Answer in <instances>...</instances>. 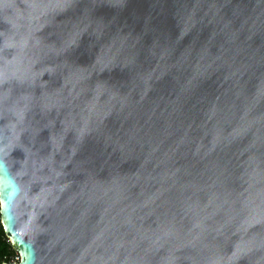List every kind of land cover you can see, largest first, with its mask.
Here are the masks:
<instances>
[{
    "label": "water",
    "instance_id": "95a60500",
    "mask_svg": "<svg viewBox=\"0 0 264 264\" xmlns=\"http://www.w3.org/2000/svg\"><path fill=\"white\" fill-rule=\"evenodd\" d=\"M0 160L22 264H264V0H0Z\"/></svg>",
    "mask_w": 264,
    "mask_h": 264
},
{
    "label": "clouds",
    "instance_id": "9594fccd",
    "mask_svg": "<svg viewBox=\"0 0 264 264\" xmlns=\"http://www.w3.org/2000/svg\"><path fill=\"white\" fill-rule=\"evenodd\" d=\"M20 191L17 177L11 174L6 161L0 160V193L7 199H14Z\"/></svg>",
    "mask_w": 264,
    "mask_h": 264
},
{
    "label": "built area",
    "instance_id": "2783aa9c",
    "mask_svg": "<svg viewBox=\"0 0 264 264\" xmlns=\"http://www.w3.org/2000/svg\"><path fill=\"white\" fill-rule=\"evenodd\" d=\"M1 209H2V203L0 201V216H1ZM7 243L11 246L12 252L7 258L3 259L0 262V264H22L23 262L22 255L14 248L12 241L8 237H7Z\"/></svg>",
    "mask_w": 264,
    "mask_h": 264
},
{
    "label": "trees",
    "instance_id": "16d2710c",
    "mask_svg": "<svg viewBox=\"0 0 264 264\" xmlns=\"http://www.w3.org/2000/svg\"><path fill=\"white\" fill-rule=\"evenodd\" d=\"M12 252L11 246L7 243V236L1 223L0 216V262L7 258Z\"/></svg>",
    "mask_w": 264,
    "mask_h": 264
}]
</instances>
